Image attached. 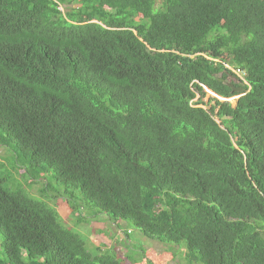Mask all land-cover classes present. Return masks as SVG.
I'll list each match as a JSON object with an SVG mask.
<instances>
[{
    "label": "trees",
    "instance_id": "trees-1",
    "mask_svg": "<svg viewBox=\"0 0 264 264\" xmlns=\"http://www.w3.org/2000/svg\"><path fill=\"white\" fill-rule=\"evenodd\" d=\"M0 149V264H127L20 169L186 264H264V0H0Z\"/></svg>",
    "mask_w": 264,
    "mask_h": 264
},
{
    "label": "rangeland",
    "instance_id": "rangeland-1",
    "mask_svg": "<svg viewBox=\"0 0 264 264\" xmlns=\"http://www.w3.org/2000/svg\"><path fill=\"white\" fill-rule=\"evenodd\" d=\"M238 95L228 99L229 102L235 105V98ZM210 96H213L211 92L208 93L205 100L207 101ZM0 156L9 158L5 149H0ZM7 162L10 165L9 159ZM10 179L13 185L23 193L54 208L62 226L78 233L85 241L86 247L94 254L108 249L117 253L127 264H186L183 245L181 248H169L167 245L145 238L129 222L118 220L117 224H113L114 221L106 220V216L96 217L82 208L78 213L72 212L69 201L62 196V187L56 186L54 190L52 189L48 195L44 196L42 189L45 181L33 182L29 180L23 169L11 174ZM128 228L130 233L126 234ZM2 236L3 230L0 228V237L2 238ZM133 259L136 260L133 261Z\"/></svg>",
    "mask_w": 264,
    "mask_h": 264
},
{
    "label": "water",
    "instance_id": "water-1",
    "mask_svg": "<svg viewBox=\"0 0 264 264\" xmlns=\"http://www.w3.org/2000/svg\"><path fill=\"white\" fill-rule=\"evenodd\" d=\"M230 85L232 86V84H230ZM232 88H233V90H234L235 92L240 93V94L235 98V100L239 99V97L243 95V92H244L243 88H240V87H234V86H232ZM205 89H206V91H207L208 93L211 92V93L213 94V96L219 98L220 100H223V101H229L228 99L223 98V97H220L219 95L215 94L213 91L209 90L208 88H205ZM235 104H236V102H235Z\"/></svg>",
    "mask_w": 264,
    "mask_h": 264
},
{
    "label": "built area",
    "instance_id": "built-area-1",
    "mask_svg": "<svg viewBox=\"0 0 264 264\" xmlns=\"http://www.w3.org/2000/svg\"><path fill=\"white\" fill-rule=\"evenodd\" d=\"M235 73L239 76V77H243L245 75V73L242 70H235Z\"/></svg>",
    "mask_w": 264,
    "mask_h": 264
},
{
    "label": "crops",
    "instance_id": "crops-1",
    "mask_svg": "<svg viewBox=\"0 0 264 264\" xmlns=\"http://www.w3.org/2000/svg\"><path fill=\"white\" fill-rule=\"evenodd\" d=\"M116 227H117V226H116ZM126 231H127L128 234L130 233V229H127Z\"/></svg>",
    "mask_w": 264,
    "mask_h": 264
}]
</instances>
